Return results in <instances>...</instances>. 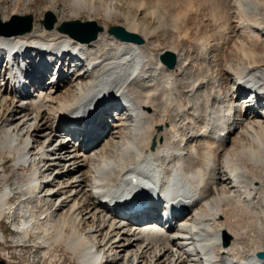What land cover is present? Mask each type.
<instances>
[{
	"label": "bare ground",
	"instance_id": "obj_1",
	"mask_svg": "<svg viewBox=\"0 0 264 264\" xmlns=\"http://www.w3.org/2000/svg\"><path fill=\"white\" fill-rule=\"evenodd\" d=\"M58 1L120 17L143 43L102 26L73 40L53 11L51 29L32 17L31 33L0 34V165L11 159L25 179L29 211L20 220L14 190H0V218L19 220L15 246L44 264H264V98L244 108L233 91L239 77L264 89V0ZM156 178L184 216L123 225L115 206L151 194Z\"/></svg>",
	"mask_w": 264,
	"mask_h": 264
},
{
	"label": "rangeland",
	"instance_id": "obj_2",
	"mask_svg": "<svg viewBox=\"0 0 264 264\" xmlns=\"http://www.w3.org/2000/svg\"><path fill=\"white\" fill-rule=\"evenodd\" d=\"M52 1L53 0H32L30 3H28V4L26 3V5H25L26 7L22 6V3H19L17 8H15L13 1L11 2V0H7V1L6 0H0V15L1 14L9 15L8 16L9 17L8 21H9L11 18V15H10L11 10L13 8H15V12H17L19 15L20 14H21V16L29 15V16L33 17V20L35 19L36 21H38V19H40V18H42V21H43L45 13L48 11H53V14H55V16H57V18L61 19V23L67 22L70 20L73 21L74 19H76L77 21H81V22H86V21L88 22L89 20H93V22H96L99 26H102L106 30L111 26H122L125 24V21L122 20L120 17H118V18L117 17H111L110 19L107 20L106 18H104L103 14L99 10H97V12H92V13L79 12L77 14L76 10L69 9L62 2L57 0L55 2V4L53 5L54 1L53 2ZM122 1L126 2V1H130V0H122ZM147 2L149 3L150 0H147ZM6 9L7 10L9 9V11H7ZM3 11H5V12H3ZM72 12H73V14H72ZM8 21H6L5 23H8ZM5 23H3V24H5ZM42 27L44 28L43 25H42ZM192 35H194V34H192ZM168 40H169V38L160 37L159 42L162 43V45H164V44H167ZM187 44H189V43H184L185 48H187V46H188ZM156 49H158V48H155V50ZM188 67H190V66H188ZM195 67L196 66H194L193 69H195ZM187 87H189V86L186 85L184 88H187ZM109 136H111V135H109ZM56 139L57 138L52 139L51 143H54L56 141ZM69 150H71V149L69 147H67V151H69ZM11 165H12L11 159H9V158H5L4 164L0 165V190L3 189L4 187H9L12 190H14L11 193L14 195V199L13 200L10 199L11 200L10 205H11V208L18 207V210H20L21 208L24 207V204L28 200L27 197L23 196L24 195V187H22V189H21V186H23V184H21V182H24L25 179H23L22 177H18L16 175L15 171L13 170V168L11 167ZM15 188H17V189L15 190ZM16 192H19V193L16 195L15 194ZM35 196L37 197L36 198V200H37L40 198L41 195L37 193V194H35ZM33 200H35V198ZM12 201H14V202H12ZM14 203H16L17 205H14ZM33 204H34L33 210H35L37 203L33 202ZM15 212H16V210H15ZM35 212H37V209L35 210ZM21 219H24V218L21 217L20 220ZM25 219H26V217H25ZM6 228H8V227H6L3 224V221H1L0 231H2V233H4L3 236L5 237V241L7 242V244L6 243L3 244V242H0V259L5 264H29V263L30 264H44V262L42 261L43 260L42 254H40V253L37 254L38 256L36 255L37 258L34 259L35 262L33 261L32 255L36 254L35 248L32 247V248H30L31 249L30 250V249L16 247L14 244V237L16 234H13L11 232L5 233L4 231L6 230ZM247 243L245 245L247 247H249V245ZM117 260H118V258H116V261ZM61 262L62 261H56L54 263L55 264H78L77 262L70 259V256L68 254L64 258L63 263H61Z\"/></svg>",
	"mask_w": 264,
	"mask_h": 264
},
{
	"label": "water",
	"instance_id": "obj_3",
	"mask_svg": "<svg viewBox=\"0 0 264 264\" xmlns=\"http://www.w3.org/2000/svg\"><path fill=\"white\" fill-rule=\"evenodd\" d=\"M55 17L52 13L46 12L44 20L42 21L43 26L46 30L53 27ZM32 29V17L29 15L26 16H12L8 23L2 25L0 23V34L2 35H21L24 33L30 32ZM59 31L67 34L74 40L88 43L96 39V36L99 32L103 31V28L97 25L95 22H80V21H71V22H62L59 26ZM107 34L113 36L121 42H129L135 44H142L143 39L136 34H131L125 31L124 28L120 26H111L107 29ZM160 61L169 69L173 68L175 65V57L170 53H165L160 56ZM230 237L224 236V245L229 243ZM260 258H264V253L258 255ZM0 264H5L0 260Z\"/></svg>",
	"mask_w": 264,
	"mask_h": 264
}]
</instances>
